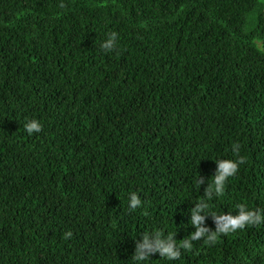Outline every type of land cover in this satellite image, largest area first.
<instances>
[{
	"label": "trees",
	"instance_id": "16d2710c",
	"mask_svg": "<svg viewBox=\"0 0 264 264\" xmlns=\"http://www.w3.org/2000/svg\"><path fill=\"white\" fill-rule=\"evenodd\" d=\"M257 40L264 0H0V264H133L154 229L179 243L222 158L245 163L211 211H264ZM148 264H264V223Z\"/></svg>",
	"mask_w": 264,
	"mask_h": 264
},
{
	"label": "clouds",
	"instance_id": "9594fccd",
	"mask_svg": "<svg viewBox=\"0 0 264 264\" xmlns=\"http://www.w3.org/2000/svg\"><path fill=\"white\" fill-rule=\"evenodd\" d=\"M117 41L118 34L112 32L101 44V47L111 52L116 47ZM261 43H264V40H257L256 46L260 51H264V48H260ZM24 128L29 135H32L34 132L38 133L42 131V124L39 120L32 119L25 123ZM232 151L238 154L239 145L234 144ZM214 161H216L218 168L209 179L205 195L206 200H200L197 207L192 210L191 224L195 227L196 231L191 233L187 238L179 240V243L176 239L177 234L173 231L154 229L144 232L142 241L136 243L135 252L132 256L133 264H148L151 257L157 253L161 259L175 262L181 258L182 251H191L193 249V241L203 238L206 244H214L221 234L235 233L246 227L264 223V211L251 209L245 203L237 205L238 211L236 215H233L231 212L216 213L211 211L208 201L212 200L214 196L219 197L223 195L228 179L237 174L239 166L245 163V157L238 155L236 159L222 158ZM201 183L202 180L198 177L195 180V184L200 187ZM143 206L144 201L137 192L133 191L129 193L128 207L130 210L134 211ZM201 212H204L205 215H201ZM208 214H211L215 219V230L203 226ZM71 235L70 231L67 232L65 239Z\"/></svg>",
	"mask_w": 264,
	"mask_h": 264
}]
</instances>
